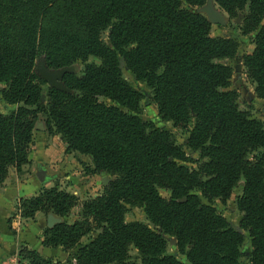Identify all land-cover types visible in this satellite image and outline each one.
Listing matches in <instances>:
<instances>
[{"label": "trees", "instance_id": "trees-1", "mask_svg": "<svg viewBox=\"0 0 264 264\" xmlns=\"http://www.w3.org/2000/svg\"><path fill=\"white\" fill-rule=\"evenodd\" d=\"M215 1L230 19L245 14L240 28L254 34L255 48L243 63L264 100V0ZM206 2L0 0L1 97L17 106L0 114V185L29 162L41 117L49 135L91 158L88 175L112 177L77 221L45 230V248L76 249L77 264H241L245 256L264 264V122L241 110L230 89L233 70L221 63L235 58L237 42L212 37L209 20L189 9ZM40 58L50 71L86 67L62 77L63 91L36 73ZM91 58L100 64H89ZM121 60L152 91L162 120L187 133L197 160L169 131L141 119L143 95L123 77ZM241 181L236 228L213 201H227ZM77 205L74 195L52 188L21 200L19 213L63 218ZM129 207L143 209L154 228L127 222ZM247 236L252 251L244 255ZM167 237L176 239L186 263L168 253ZM26 257L30 264H61L37 251Z\"/></svg>", "mask_w": 264, "mask_h": 264}, {"label": "rangeland", "instance_id": "rangeland-1", "mask_svg": "<svg viewBox=\"0 0 264 264\" xmlns=\"http://www.w3.org/2000/svg\"><path fill=\"white\" fill-rule=\"evenodd\" d=\"M189 9L194 13L205 16L209 20L212 25V37L225 38L237 42L239 48L235 58L223 60L221 63L230 66L233 70L230 89L238 94V103L241 110L247 112L253 118L264 122V100L257 97L254 84L248 79L243 63L244 57L247 54L252 53L255 48L253 43L254 34L243 35L240 28L245 14H240L236 19H230L227 13L219 7L215 0H207L205 5ZM216 18L219 20V22L215 20ZM109 34V31L103 34V41L107 46H110V40L108 38ZM120 62L123 77L143 95V99L140 103L141 119L145 122L153 124L159 129L169 131L173 135L176 142L184 147L187 155L197 160L199 158V154L191 153L186 146L188 137L187 133L183 130L174 128L172 123L162 120L157 105L152 101V91L145 84L140 83L135 79V77L127 69L123 60ZM92 63L100 64V61L95 58H91L89 64ZM85 67V63L77 62L73 66L65 69H69L70 73L81 75L84 72ZM41 68H47L44 58H40L36 62L35 71L40 76ZM3 88L4 86L0 84V114L9 115L12 111L16 110L17 106H11L3 101L1 97V91ZM55 139L58 141L56 142V146H54V148L56 147V153L53 155V157H51L52 161L46 164L41 163V160H38L39 164L36 167L29 169V165L33 164V166H35V161L33 159L31 160V153L33 151L37 153L40 150L49 151L52 145L51 142ZM30 155L29 162L22 167L20 172L15 168L11 169V171L15 173L13 178H18L19 180L16 182L14 181V183L17 184L21 181H25V177L31 174L34 182L43 185L42 190L33 197L38 196L43 190L58 188L61 191L74 195L78 199V205L73 208L69 215L63 218L55 216L54 214H44L45 216H48L46 217L48 220L47 222L45 221L43 226L38 224V222L35 221V218L24 219L19 213L20 201L32 197H24L19 199L15 206V213H13L12 216L8 217L6 212H0V235L3 237V240L6 242L8 238L5 239L6 236L2 235V226L6 230L8 228V231L15 235L14 242L8 244L9 247H11V251H14L13 255L5 256L0 259V264L6 262L10 263V261L13 260L18 264H30L29 260H27L26 254L27 252L36 250L30 248L28 246L27 240L21 239L18 235L21 234L24 236L25 232L27 234V238L29 235H38L40 232H42L43 235L46 229H50V217L53 219L55 225L62 222L73 224L79 219L83 204L87 200L100 197L104 193L105 187L112 180V177L107 174L88 175L85 170L87 166H92L91 158L78 152L69 151L68 145L60 135H49L45 125L44 117H41L36 125ZM16 172H18V175ZM13 178H7L8 181L6 180L2 185H0V192H3V189L8 188V185H10L11 181L14 180ZM243 186L244 181H241L239 185L233 190L231 197L227 201L223 202L220 199L213 201V205L218 210V212L221 213L236 228H239L243 218V214L238 210L237 207V199L242 194ZM160 194L164 198H170V193L167 191L160 190ZM6 196H2L3 198L0 197V202H2V199H4ZM203 201L204 203H207V200L203 199ZM16 213L20 215L19 217L21 219L17 217ZM125 219L127 222H141L147 224L151 228H154L153 225L146 219L144 210L140 208L129 207ZM6 221L7 226L4 225ZM167 239L169 244L168 253L170 255L176 256L179 260L186 263L185 257L181 256L178 252L176 239L171 237H167ZM88 241L89 238L86 237L82 242L83 244H87ZM242 251L244 255H248L252 251L248 236L246 237L245 245L243 246ZM42 252V254L39 252L38 253L44 258L52 260L56 263L77 264L74 259L77 253L76 249L65 251L62 248H48L47 250L42 249ZM136 254V251L131 252L133 257L136 256ZM241 264H249L248 258L246 256L242 259Z\"/></svg>", "mask_w": 264, "mask_h": 264}, {"label": "crops", "instance_id": "crops-1", "mask_svg": "<svg viewBox=\"0 0 264 264\" xmlns=\"http://www.w3.org/2000/svg\"><path fill=\"white\" fill-rule=\"evenodd\" d=\"M58 140L55 139L51 142V149L49 151H44V150H40L39 152H32L31 153V160L33 159L35 161V166L29 165V169L36 167L39 163L38 160H41V163H49L51 162V157H53V155L56 153L54 146H56V142ZM40 163V164H41ZM16 174L18 175V172H16ZM38 175V173H37ZM15 176V173L13 171H11L10 175L8 178H13ZM14 179V178H13ZM18 180L14 179L11 181V184L8 185V188L3 189V192H0V197L2 196H6L4 199H2V202H0V212H6L9 216H12L13 213H15L16 210V204L19 201V199L24 198V197H33L35 195H37L43 188V185L36 183L33 181L31 174H29L28 176L25 177V181H21L20 183L15 184L14 181L16 182ZM8 181V179H7ZM19 181V180H18ZM3 198V197H2ZM17 217L20 218L19 214L16 213ZM48 216H45L43 213H38L35 217V221L38 222V224H40L41 226H43L45 224V221L47 222L48 218H46ZM21 219V218H20ZM34 222V221H33ZM15 224V223H14ZM7 226V221L5 222V224ZM42 230V229H41ZM1 231V230H0ZM2 235L6 236L5 239L8 238V240L5 242L3 240V237L0 235V259H2L5 256H10L13 255L14 251H11V247H9L8 244H11L12 242H14V237L15 235L13 233H11L10 231H8L2 226ZM26 232L25 235H21L19 234L18 236L21 239H25L28 242V246L36 251H38L39 253H43L42 249L47 250L48 248H45L42 245L43 242V235L42 232H40L38 235H29V237L27 238L26 236Z\"/></svg>", "mask_w": 264, "mask_h": 264}, {"label": "water", "instance_id": "water-1", "mask_svg": "<svg viewBox=\"0 0 264 264\" xmlns=\"http://www.w3.org/2000/svg\"><path fill=\"white\" fill-rule=\"evenodd\" d=\"M215 20L219 22L217 18ZM68 72H69V69H63L58 72H52L48 70L47 68H41V77L46 81L49 87L66 91V89L63 87L61 83V79ZM54 225L55 223L53 219L50 217L49 218V228H53Z\"/></svg>", "mask_w": 264, "mask_h": 264}, {"label": "built area", "instance_id": "built-area-1", "mask_svg": "<svg viewBox=\"0 0 264 264\" xmlns=\"http://www.w3.org/2000/svg\"><path fill=\"white\" fill-rule=\"evenodd\" d=\"M3 264H18L16 261H10V263L6 262V263H3Z\"/></svg>", "mask_w": 264, "mask_h": 264}]
</instances>
